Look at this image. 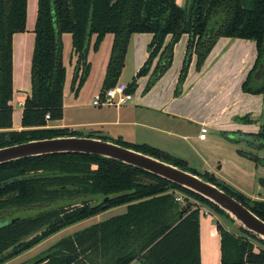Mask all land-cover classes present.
I'll return each instance as SVG.
<instances>
[{
    "label": "trees",
    "instance_id": "trees-1",
    "mask_svg": "<svg viewBox=\"0 0 264 264\" xmlns=\"http://www.w3.org/2000/svg\"><path fill=\"white\" fill-rule=\"evenodd\" d=\"M25 22L26 0H0V147L32 139L80 135L48 125L49 121L62 118L66 75L63 33L70 34L76 55L71 87L75 94L90 70L86 58L92 35L95 48L106 34L113 36L104 91L118 81L133 33H148L151 39L148 57L127 83V94L135 91L137 79L142 76L149 75L144 91L154 85L171 66L174 45L183 34L187 35V44L178 88L192 55L196 56L199 69L217 39L228 37L255 42L256 58L242 89L251 94L264 92V0H185L182 6L176 0H38L31 92L23 103L22 129L13 130L12 37L26 30ZM167 36L170 40L165 44ZM239 120L249 121L247 116ZM242 136L252 148H264V125L258 132ZM113 142L188 170L184 160H170V154L149 145L134 147ZM238 152L264 166L261 158ZM199 175L245 206L252 205V212L264 220V201L249 199L213 174ZM175 191L188 195L185 205L175 200ZM189 197L226 216L216 205L191 191L102 156L53 154L2 164L0 221L15 217L18 220L0 227V264L66 226L120 205H126L124 213L82 228L20 264H200V209ZM239 230L242 235L217 226L220 263H262L263 251L252 241L261 245L264 242Z\"/></svg>",
    "mask_w": 264,
    "mask_h": 264
},
{
    "label": "crops",
    "instance_id": "crops-1",
    "mask_svg": "<svg viewBox=\"0 0 264 264\" xmlns=\"http://www.w3.org/2000/svg\"><path fill=\"white\" fill-rule=\"evenodd\" d=\"M37 4L38 0H26V30L15 33L12 37L13 94L10 103L13 106V130L22 129L23 103L31 92L30 72L35 42L33 30L37 17ZM183 35L186 41H178L174 45V59L171 66L150 89L143 93L142 86L147 83L149 75L137 79L138 82L139 79L140 82L142 80V83H140L142 84L141 87H137L140 94L136 95L135 98L130 96V102L139 106L141 110L143 108L148 110L147 115L139 117L135 115V120H132L133 118L129 116L128 120H125L122 114V107L119 105L115 106L114 109H108L110 106L97 109L95 111L97 118L90 121H66L64 117L67 111L72 109L80 111L85 108L86 91H84V86H82L77 94L72 92L73 94L70 95L71 99L68 98L66 101H64L63 88L62 118L49 121L48 125L54 128L85 127L86 129L89 128V133L94 132L98 135L111 133L107 131L111 130L108 128L109 125L130 124L140 126L152 131L153 140L149 141L157 143L166 153L177 155L179 159L186 162V165H190L189 157H192L193 154L189 153L190 155H186L184 146H188L190 150H193L192 144H189L192 139L198 142H203L207 139V137L203 140L198 138L200 129L203 126L219 131L224 130V132H236L241 137L242 135L258 132L260 127L264 125H259L264 111V92L251 94L242 89V84L256 58L255 42L241 38H218L199 69L196 68V56L192 55L185 77L178 88V80L187 44V35ZM111 39L113 40V36ZM150 39L151 34L148 33H133L129 38L124 63L128 54H130L134 69L133 76L148 57L147 45ZM167 42L165 41V44ZM72 54L76 60V55L73 51ZM104 65L105 69L100 74L97 84L100 88L94 90L91 96H95L102 91L107 63ZM88 107L91 108L90 104ZM246 116L248 117V122L239 120ZM254 122L257 123L255 124L258 128L257 131L248 132L247 130H250ZM187 124L190 127H187ZM112 133H115L113 135L117 137L122 136L120 131ZM98 135L92 137L102 138ZM149 143L143 144L150 145ZM219 169H221V166L219 168L216 166V172ZM205 173L213 174L208 171H205ZM214 177L224 181L227 185L231 184L228 179L215 175ZM260 199L264 200V198ZM120 206L124 208L123 212L120 213L122 214L126 211V205ZM202 209L206 210L204 207ZM199 213L200 264H221L219 233L217 228L205 221L212 214L208 210L207 213L202 210ZM205 227L207 231L204 230ZM132 264L140 263L133 262Z\"/></svg>",
    "mask_w": 264,
    "mask_h": 264
},
{
    "label": "rangeland",
    "instance_id": "rangeland-1",
    "mask_svg": "<svg viewBox=\"0 0 264 264\" xmlns=\"http://www.w3.org/2000/svg\"><path fill=\"white\" fill-rule=\"evenodd\" d=\"M185 0H176L177 5L182 6L184 4ZM111 34L107 35L99 44L97 48L94 47V40L95 36L92 35L91 41L89 44V49L87 53L86 61L89 64L91 71L90 75L88 73L85 81L81 85L84 86V91H86L85 94V108L82 110L72 109L70 111L66 112L65 120L70 122H82V121H90L93 119H96V110L100 109L102 107H95L93 106L92 100L94 96H91L94 90H97L100 88V86H97L98 79L102 71L105 69V65L108 60L109 51L112 43ZM170 37H166L165 41H169ZM178 41H186V38L184 35L180 36V38L177 40L175 44L178 43ZM61 42H62V62L66 70L65 75V82H64V101H66L68 98H70V95H72L73 91L71 90L72 83H73V75H74V67H75V57L72 54V41L70 34L63 33L61 34ZM174 59V56H173ZM134 74V69L132 65V59L130 54H128L127 59L124 63V68L122 70L121 76L118 79V83H126L128 81H131V77ZM89 76V77H88ZM139 83V85H138ZM142 80L139 82L137 80L136 84L137 87H141ZM127 84V83H126ZM147 84V83H146ZM146 84H143L142 90L143 93H145L144 89L146 87ZM136 87L135 91L132 94H129L132 98H135L136 95L140 94L138 93V88ZM127 94V93H126ZM90 104L91 108L88 107ZM106 106H103L105 108ZM114 105L108 107V109H114ZM122 107V114L124 115V119L128 120V117L131 116L135 120L136 116H144L145 114H148V110H141L139 106L131 103L130 101L121 104ZM20 108V107H18ZM113 111V110H112ZM111 118V117H107ZM113 118V117H112ZM257 123L254 122V125L250 127V130H247L248 132H256ZM264 124V111L263 115L261 117V122L259 125ZM187 127H190L187 124ZM108 128L111 130H107L111 133H106L104 135H98L97 133H89V128L85 127H69L67 128L69 132H76L80 135L84 136H100L102 138H105V140H111L120 142L126 145L137 147L139 145H142L143 143L150 142L149 146L159 149L160 146L157 143H153L149 140L153 138L152 131L147 130L146 128H142L140 126H134V125H109ZM79 131V132H78ZM114 131H120L121 137H117L112 133ZM109 134V135H108ZM207 139L203 142H198L195 139H192L189 144H192L193 150H190L188 146H184L185 154L188 155L189 153L193 154L190 158V165H186V168L190 171H194L197 174H204L205 171L213 173L215 176H220L221 178L228 179V181L231 184H228L229 186L233 187L235 190L241 192L244 196L248 197L251 200H262L260 198H264V166L258 165L255 163V161L250 160L246 157H243L239 154V150L251 153L254 155V157H259L264 162V148L256 149L252 148L250 145H248L247 141L241 137L240 134L236 132H224L219 130H214L210 127H208V131L206 133ZM147 139V140H146ZM146 140V141H145ZM153 140V139H152ZM157 144V145H155ZM147 145V144H146ZM163 151L161 148L159 149ZM166 152V151H164ZM189 154V155H190ZM191 154V155H192ZM172 159L175 160L178 159L177 155H171ZM216 166H221V169H219L218 172H216ZM227 184V183H226ZM187 194H183V198L187 197ZM189 200L191 203H194V205H197L200 209L201 208H207L211 212V217H205L210 223V225L217 228L218 225L227 228L230 231H233L237 235H242L239 228L234 225V223L225 215L220 214L213 209H210L208 205H202L200 204L196 199L189 197ZM197 202V203H195ZM181 204L185 205L184 199L180 202ZM124 208L123 206H117L114 208H110L106 211H103L95 216H92L90 218L84 219L82 221H79L77 223H74L72 225L66 226L65 228L57 231L56 233L50 235L49 237L45 238L35 246H33L31 249L19 254L18 256L10 259L9 261L5 262L4 264H20L22 262L30 261L31 259H34L36 256L44 253L47 249H49L53 244H55L57 241L64 239L66 237L72 236L76 231L85 228L93 223L106 220L112 216L119 215L121 212H123ZM204 217V216H203ZM3 222V221H0ZM203 223V222H202ZM207 231L206 227L204 229ZM202 233V230H201ZM254 245L257 247V249L263 251V257H264V245L258 244L255 241H252ZM137 263V262H136ZM257 264V263H252ZM260 264H264V258L263 262Z\"/></svg>",
    "mask_w": 264,
    "mask_h": 264
},
{
    "label": "water",
    "instance_id": "water-1",
    "mask_svg": "<svg viewBox=\"0 0 264 264\" xmlns=\"http://www.w3.org/2000/svg\"><path fill=\"white\" fill-rule=\"evenodd\" d=\"M6 140L10 142L8 137ZM67 153L92 154L114 159L163 178L216 205L236 227L264 242V220L252 212V205L245 206L197 173L111 140L84 135H65L9 144L0 147V165L27 157ZM16 220L17 217L0 222V227Z\"/></svg>",
    "mask_w": 264,
    "mask_h": 264
},
{
    "label": "built area",
    "instance_id": "built-area-1",
    "mask_svg": "<svg viewBox=\"0 0 264 264\" xmlns=\"http://www.w3.org/2000/svg\"><path fill=\"white\" fill-rule=\"evenodd\" d=\"M127 88L126 83H118L104 91H101L100 93L96 94L92 100V105L95 107H103V106H119L121 104H124L128 101H131V97L129 94L125 93V90ZM45 118L48 120L49 115L46 114ZM208 131V128L203 126L200 129V133L198 135L199 139H205L206 138V133ZM175 200L178 202L183 201V194L179 191H175ZM200 209V208H199ZM203 211L207 213V208L205 209H200V211ZM209 211V210H208ZM210 212V211H209Z\"/></svg>",
    "mask_w": 264,
    "mask_h": 264
}]
</instances>
